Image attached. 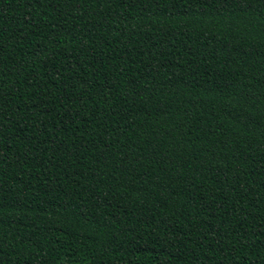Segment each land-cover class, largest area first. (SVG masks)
<instances>
[{"label": "trees", "instance_id": "obj_1", "mask_svg": "<svg viewBox=\"0 0 264 264\" xmlns=\"http://www.w3.org/2000/svg\"><path fill=\"white\" fill-rule=\"evenodd\" d=\"M0 264H264V0H0Z\"/></svg>", "mask_w": 264, "mask_h": 264}]
</instances>
